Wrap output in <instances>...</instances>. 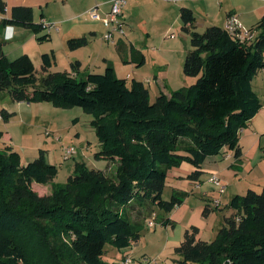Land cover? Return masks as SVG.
Returning <instances> with one entry per match:
<instances>
[{
	"label": "trees",
	"instance_id": "16d2710c",
	"mask_svg": "<svg viewBox=\"0 0 264 264\" xmlns=\"http://www.w3.org/2000/svg\"><path fill=\"white\" fill-rule=\"evenodd\" d=\"M1 9L5 12L3 2ZM180 17L182 30L191 36L183 71L197 80L170 95L161 92L153 102L146 84L119 77L112 61H106L103 73L79 77V60L71 63V71L51 72L56 62L51 51L41 55L44 75L39 77L30 55L9 60L0 43V90L17 102L47 101L94 113L91 123L102 146L96 157L117 164L108 173L76 162L64 184H53L51 194L40 195L32 184L52 182L58 166L43 149L23 163L13 146H1L0 264H108L103 259L108 243L125 249L141 238L142 219L132 218L131 207L148 201L171 212L183 203V192L163 197L169 169L189 162L198 168L189 177L198 180L206 159L226 147L241 161V130L263 107L253 80L264 69V15L250 27L261 32L250 44L235 40L225 26L196 31L189 7H181ZM0 22L36 34L44 29L28 6L13 7L11 17ZM67 43L75 50L88 39L72 37ZM132 55L140 66L145 63L141 51L132 49ZM0 113L5 120L15 114L5 108ZM229 206L234 213L214 240L198 238L196 226L186 230L175 248L180 264H264V186L235 195ZM212 210L206 205L204 215ZM162 224L175 222L165 218Z\"/></svg>",
	"mask_w": 264,
	"mask_h": 264
},
{
	"label": "rangeland",
	"instance_id": "374dc122",
	"mask_svg": "<svg viewBox=\"0 0 264 264\" xmlns=\"http://www.w3.org/2000/svg\"><path fill=\"white\" fill-rule=\"evenodd\" d=\"M2 1L8 2V0H0V20L4 17L9 18L7 13L1 9ZM228 1L230 0H203L202 5L209 8L213 13V18L207 17L210 19H206L203 13H198L195 30L202 33L211 25L222 26L225 17L224 9L227 8ZM232 2L239 8V19L245 27L255 26L261 19L256 11V6L264 3V1L232 0ZM68 4L64 7L63 0H55L44 10V14L47 12L52 14V20L60 22V30H52L54 31L52 32L53 39L39 41L34 31L30 29H28L27 35L14 39V33L10 34L11 28L8 25H0V42H3L2 49L7 58L14 60L23 54H29L34 61L37 75L41 77L44 75L41 58L43 53L55 52L56 62L51 67L53 72L71 69L70 63L76 60V55L86 58L87 63H90L89 57L92 55L93 60L90 64H93V67H91V72L103 73L106 68V65L103 64V57L105 56L116 64L120 76L128 81L134 78L131 77V74H134L132 70L136 68L126 66L122 61L124 55L119 53L115 42H108L103 38L105 26L102 21L93 20L86 14V1L69 0ZM126 4V13L132 14L133 17L140 15V18L129 21L126 30L134 39L137 47L145 49L148 57L146 65L134 76L143 81L147 77L151 78L154 74L160 76L158 81L152 79L151 83L144 82L150 90L151 101H155L160 88L171 93L193 84L197 78L189 77L183 71L186 55L191 49V36L182 30L180 17L181 6H189L190 1L128 0ZM42 13L43 9L36 6L34 11L35 22H40ZM92 26H95L99 32L97 36L93 37V42L89 46L86 47L85 45L75 50L68 47L66 38L89 36V28ZM46 32V30H42L41 34ZM256 32L258 33V30ZM94 54H96V58H94ZM95 59H97L96 62H94ZM262 70L256 77L254 87L257 92H261L264 99L262 89L264 70ZM82 75L83 72L80 73L79 77ZM4 106L15 114L9 120L0 118V131L6 133L4 139L0 138V147L7 144L13 146L15 151L21 155L23 163L36 158L39 155V150L43 149L46 151L47 160L59 168V173L52 182L48 184L34 182L32 184L34 190L40 195L51 194L53 184H64L75 171L76 162H83L89 168L101 169L108 173L115 171L117 164L112 163V159L96 157V153L101 150L102 146L96 129L91 123L96 118L94 113L87 112L80 106L57 107L47 101L17 102L11 98L7 90H0V112ZM68 147H74V152L66 158L65 149ZM252 165H258L252 172L255 177L254 189L261 191L264 186V179H259V175L264 172V139L260 154L252 161ZM229 191L230 189L227 193ZM171 196L172 191L167 188L163 197L169 200ZM196 198L198 195L194 196L193 199ZM200 201L202 200L200 199ZM223 202L225 203L226 200ZM140 207H131V212L129 210L134 220L142 219L139 242H134L126 248V250L132 249V257L144 253L154 257L159 254H155V252L163 250V246L169 238L184 240L186 230L182 217L184 208L179 211L180 221L174 220L176 226L166 227L162 224V220L172 218L171 215L173 214L168 216V212L148 201L140 204ZM155 218V227H149L146 220ZM209 223H214V220H209ZM209 226L212 227V225ZM217 235L218 233L214 234L211 228H208L204 232L203 238L212 241ZM123 255L124 249H118L108 243L103 259L108 264H123L121 263ZM174 257L175 254L173 255V253L163 252L155 258L159 260V264H165ZM71 264H75V262H71Z\"/></svg>",
	"mask_w": 264,
	"mask_h": 264
},
{
	"label": "crops",
	"instance_id": "0c3cea01",
	"mask_svg": "<svg viewBox=\"0 0 264 264\" xmlns=\"http://www.w3.org/2000/svg\"><path fill=\"white\" fill-rule=\"evenodd\" d=\"M54 1L55 0H8V2H3V1L2 2L5 4V12L7 13L6 14L7 17H9V18L11 17L12 9L15 6L32 7L34 11H35L36 6H39L40 8H42L43 13L41 14V20H40V22H38V24L41 23L42 19H47L49 21L56 23L57 27H54L51 30H48L45 28L43 29L44 31L45 30L47 31L45 34H47V33L50 34L48 39H53L54 35L52 34V32H54V31H52V30L59 31L60 30V26H59L60 22L52 20L53 19V18H51L52 14L49 12L44 14V10L47 9L49 4L54 2ZM68 1L69 0H63V2H64L63 6L64 7L69 5ZM81 1H83V2L86 1L85 11H86V14L89 15V17L91 19H93L89 14V10L91 8L98 6L99 11L101 13H105V12L109 11L110 5H111V0H81ZM185 1H187V0H185ZM189 1L191 3V4H189V6H181V7L191 8L195 13L196 22H197L198 13H203V15L206 16V19L213 18V13L209 10V8L206 7V5H202L203 0H189ZM127 3H128V1H127ZM226 5H227V8L224 9L225 10V17H224V22H223L224 24L222 26H225V21H226L227 16L229 15V13H235L239 16V14H238L239 8L233 4L232 0L228 1ZM125 8H126V6H125ZM125 8L123 10L124 12H123L122 19L125 22L126 33L123 36H119V35L116 36L115 45H116L117 49L119 47H121V51H120V49L118 51L120 54L124 55V57L122 59L124 64L126 66H131V67L136 68V69L132 70L133 71L132 73H134V74L133 75L131 74V77H134L138 80L143 81L142 79H139L134 75H135V73H138V71L146 65L147 58H148L147 54H146L147 52L145 51L144 48L137 47L136 43H134V39L131 38V35L126 30V28L129 25V21H133V19L140 18V15H135L133 17L132 14L129 15L128 13L125 12L127 10ZM256 11L259 14V17L262 18V16L264 15V3L257 5ZM207 17H210V18H207ZM93 20H95V19H93ZM34 21H35V18H34ZM0 25H4V26L8 25L9 28H11L10 34H12V32L14 33V39H16L17 37L27 35L28 29L32 30L31 28L24 27V26H21L18 24H10V23H1L0 22ZM195 25H196V23H195ZM98 32L99 31L96 29V27L92 26L89 28V33H90L89 36L83 35L88 39V44L86 45V47L89 46L93 42L92 39H93V37L97 36ZM106 32H107V27L105 26L104 33L102 32L103 36L105 35ZM41 33H42V31L39 34L35 33V35L37 37L44 35ZM260 33L261 32L258 31L256 38H258ZM79 37H81V36H79ZM66 39H67L66 41H68V38H66ZM0 43L3 44V42H0ZM132 49H134V51H136V50L141 51L145 55V58H146L145 63L142 66H140L138 63L134 62L133 55H132ZM94 55H95L94 58H96V54H94ZM76 57H77L76 60H79L81 62V66L79 69L80 73L83 72V74H85V73L92 71L91 67H93V64H90L93 60L92 55H90V57H89V61H91L90 63H87L88 61L86 60V58H81L82 56L80 57V56L76 55ZM96 60L97 59H95L94 62H96ZM103 60H104V62H103L104 65H107L106 61H111L108 57H105V56L103 57ZM72 62H74V61H72ZM71 63H70V65H71ZM114 67H115V70L117 72V75L119 77L124 78L123 76H120L118 74V69H117L116 64H114ZM51 69L52 68H50L49 70L51 71ZM65 71H71V69L65 70ZM84 71H86V72H84ZM51 72H53V71H51ZM260 73L261 72H259L255 76V78L253 80V86H254L256 77ZM73 74H75V73H73ZM79 76H80V74H79ZM152 77H154V78H152ZM152 77L151 78H149V77L145 78L143 82L151 83L152 79H155L156 81H158L160 76L158 74H154V75H152ZM148 79L150 81H147ZM262 81H264V79ZM254 89H255V87H254ZM262 89L264 91V85H262ZM161 92H164L165 94H168V95L171 94L170 92L164 90L163 88H160L159 94ZM257 93L259 94V97L263 103V107L251 119V121L248 123V125L243 129V131L241 133L240 145H241L242 150H243V156H242V159L240 162L235 159L234 152L232 150L227 149V147H226L221 152L222 154L210 156L206 159L202 168H200V170L202 171V174L200 175V178L198 180H194V179H191L189 177V175L192 172H194L198 169L197 167H195L194 165H192L189 162H183L179 167H173V168L168 170V176H167V182H166L165 190L167 188H169L170 191H172V193L174 191L186 193V196L183 198V203L181 205L177 206L176 208H174L171 212H168V216L173 214V215H171V217L173 219L172 218H170V219L173 221L175 219L177 221H180L179 220L180 219L179 211L181 208H184L182 217H183V222L185 223L184 224L185 229L187 230L191 226L198 227L199 228V234L197 237L201 238L203 240H204L203 234L208 228H211L212 233H214V234L218 233L219 229L225 223V218L231 216L234 213V210L229 206L232 197H234L237 194L243 195L250 188L254 189L253 185L255 184V182H254L255 177H254V175H252V172L254 171V169L257 168L258 165L253 166L252 161H254L256 159V157L260 154V150L262 148V141L264 139V99H263L261 92L258 91ZM3 108L7 109L10 112V110L6 106H4ZM5 136H6V133L2 131V136L0 138L4 139ZM112 163H116V162H112ZM212 173L218 174L221 177L222 181L226 182L227 189H226L225 193H220L218 191L217 187L208 180L210 174H212ZM259 179H264V172H261V174L259 175ZM198 181L200 182V187H197ZM229 189H230V191L227 193V191ZM196 195H198V198L193 199L194 196L196 197ZM216 198L221 199V204L219 207H215L213 204V202ZM200 199L202 201H200ZM224 200H226L225 203L223 202ZM206 205H209L211 208H213V210L210 211L208 216L204 215V209H205ZM211 219L214 220V223H212V224L209 223V220H211ZM146 221L148 222L149 219H147ZM176 222L174 225L168 224L165 226L169 227L172 225L173 227H175ZM209 225H212V227H210ZM186 230H185V232H186ZM184 235H185V233H184ZM182 241L183 240H180L177 238L176 239L175 238L174 239L169 238L168 242L166 244H164L163 250L160 252H155V254H157V253H159V254L155 255L154 257H157V256L159 257L161 255V253H163V252L173 253V255L175 254V257L171 258V260H169L165 264H180L179 260L181 259V256L175 253V248L177 246H179ZM207 241H209V240H207ZM137 242H139V240ZM126 253L130 254L132 256L133 251H132V249L126 250V248H125L124 254H126ZM145 255H147V253H144L140 256H134V258L137 259V258H140V257L145 256ZM176 255H177V257H176Z\"/></svg>",
	"mask_w": 264,
	"mask_h": 264
},
{
	"label": "built area",
	"instance_id": "2783aa9c",
	"mask_svg": "<svg viewBox=\"0 0 264 264\" xmlns=\"http://www.w3.org/2000/svg\"><path fill=\"white\" fill-rule=\"evenodd\" d=\"M128 0H111V5L109 11L105 13H101L99 11V7L95 6L89 10L90 16L95 20H100L103 24L107 27V32L104 35V39L109 42H115L116 36H123L125 35V22L122 19L123 10L126 6ZM264 1V0H263ZM41 24L43 28L51 30L54 27H57L56 23L49 21L47 19H42ZM225 28L228 33L237 41L243 44H250L252 43L257 37V29H251L245 27L240 19L239 16L235 13H230L225 21ZM147 81H150L149 79ZM0 118L2 114L0 113ZM243 129L241 130V132ZM66 155L65 157L68 158L73 152L74 147H68L65 149ZM208 180L213 183L220 193H225L227 189V184L222 181L221 177L216 174H210ZM197 187H200V182H197ZM215 207H219L221 204V199L216 198L213 202ZM155 219H151L147 222L149 227H155ZM123 264H159V260L155 257H151L148 255L142 256L140 258H134L130 254L123 255Z\"/></svg>",
	"mask_w": 264,
	"mask_h": 264
},
{
	"label": "bare ground",
	"instance_id": "6f19581e",
	"mask_svg": "<svg viewBox=\"0 0 264 264\" xmlns=\"http://www.w3.org/2000/svg\"><path fill=\"white\" fill-rule=\"evenodd\" d=\"M122 263V262H121Z\"/></svg>",
	"mask_w": 264,
	"mask_h": 264
}]
</instances>
